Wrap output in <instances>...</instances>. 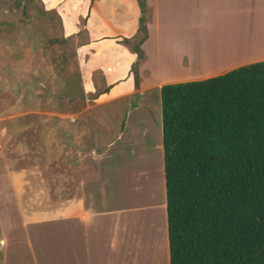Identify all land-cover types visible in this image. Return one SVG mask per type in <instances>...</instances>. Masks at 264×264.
<instances>
[{
	"label": "crops",
	"instance_id": "obj_1",
	"mask_svg": "<svg viewBox=\"0 0 264 264\" xmlns=\"http://www.w3.org/2000/svg\"><path fill=\"white\" fill-rule=\"evenodd\" d=\"M146 2L148 37L140 45L142 61L134 49L142 16L138 0H92L88 8L78 51L85 99L77 100L79 109L55 114L67 135L57 141L61 156L54 182L60 188L55 189L54 199L49 192L47 197L60 205L62 215L66 212L63 216L68 215L55 222L66 232L63 242L58 232L56 236L63 244L62 264H81L82 257L88 264L108 261L113 239L109 241V233L115 230L119 238L127 212L131 227L143 231L142 243L147 242V220L155 218L153 208L163 209L168 229L162 87L214 78L264 61V0ZM133 111L137 114H131L134 136L128 139ZM120 117L125 119L117 128ZM147 156L152 178L150 190L143 192V181L133 177L136 164L142 167ZM58 171L65 173L61 180ZM14 187L0 178L4 204ZM120 204H128L129 209H119ZM167 241L169 250L168 232ZM82 248L87 251L82 253Z\"/></svg>",
	"mask_w": 264,
	"mask_h": 264
},
{
	"label": "rangeland",
	"instance_id": "obj_2",
	"mask_svg": "<svg viewBox=\"0 0 264 264\" xmlns=\"http://www.w3.org/2000/svg\"><path fill=\"white\" fill-rule=\"evenodd\" d=\"M91 1L0 0V178L9 188L15 185L7 204L0 196V264H62L63 244L56 236L58 232L63 242L66 232L55 222L66 212L62 215L60 205L47 197L49 192L54 199L55 189L60 188L54 182L61 156L57 141L67 135L55 114L77 110V100L85 99L78 51ZM122 110L125 114L127 108ZM131 114L137 116L136 111L129 115L128 139L134 136ZM124 119L115 122L117 128ZM150 160L147 156L139 168L137 163L139 173L135 171L133 177L143 181V192L150 190ZM56 174L60 180L65 176L62 171ZM124 207L129 209L128 204L119 205ZM153 211L155 218L146 222L143 243L139 241L143 231L127 222L128 212L123 216L119 238L115 230L109 233V241L113 239L104 264H169L163 209L157 206ZM143 221L144 225V215ZM83 258L81 264H88ZM89 264L95 263L89 260Z\"/></svg>",
	"mask_w": 264,
	"mask_h": 264
},
{
	"label": "trees",
	"instance_id": "obj_3",
	"mask_svg": "<svg viewBox=\"0 0 264 264\" xmlns=\"http://www.w3.org/2000/svg\"><path fill=\"white\" fill-rule=\"evenodd\" d=\"M161 99L169 264H264V61L165 85Z\"/></svg>",
	"mask_w": 264,
	"mask_h": 264
}]
</instances>
